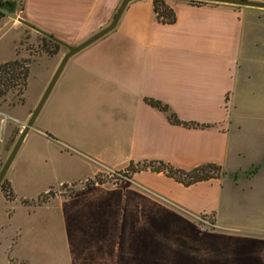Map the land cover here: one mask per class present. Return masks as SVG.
Wrapping results in <instances>:
<instances>
[{
  "label": "crops",
  "instance_id": "0c3cea01",
  "mask_svg": "<svg viewBox=\"0 0 264 264\" xmlns=\"http://www.w3.org/2000/svg\"><path fill=\"white\" fill-rule=\"evenodd\" d=\"M0 1L45 32L77 40L112 20L121 2ZM152 2H130L113 31L67 61L5 175L13 198L24 181L82 184L107 169L125 170L142 160L182 169L216 163L225 176L188 187L163 173L141 171L118 184L96 183L67 199H51L79 200L97 193L106 213L180 215L196 233H202L196 218L212 215L231 252L224 264H264V9L166 0L176 21L161 24ZM6 19L0 17V37L14 29L20 40L17 25H23ZM13 45L15 54L17 42ZM50 80L39 86L31 103L24 102L21 131ZM147 97L168 104L183 121L213 127L171 125L145 103ZM2 114L0 156L13 130L8 124L2 131ZM51 189H41L37 198ZM127 230L123 245L128 253L89 263L161 264L155 240L161 221ZM152 240L155 256L147 260L140 253Z\"/></svg>",
  "mask_w": 264,
  "mask_h": 264
},
{
  "label": "rangeland",
  "instance_id": "374dc122",
  "mask_svg": "<svg viewBox=\"0 0 264 264\" xmlns=\"http://www.w3.org/2000/svg\"><path fill=\"white\" fill-rule=\"evenodd\" d=\"M6 20H10L11 24H18L11 19ZM110 21L100 29L106 27ZM17 26H20L18 28L22 34L20 40L14 29L0 37V61L18 60L27 68L28 78L24 87L19 86L17 82L15 89L0 97V112L9 117L1 125L2 131L4 132L8 124L13 126L12 134L5 142L4 151L0 156V169L20 135V112L24 102L31 103L35 99L39 86L51 79L67 52L64 47L56 45L35 31L25 26ZM60 40L75 46L86 39ZM13 41L17 42L15 54ZM97 178L99 184H118L126 181L107 173L100 174ZM52 181H27L26 184L24 181V187L18 189L20 195L11 201L6 198L9 184L3 179L4 184H0V264H28L24 259H29L33 264H82L81 261L90 264V260L95 257H123L129 251V248L123 245V234L127 233L129 226L147 222L152 225L160 221L162 230H158V238L155 240L161 264H224L223 257L231 253L221 241L222 228L213 225L212 215L196 218L202 227V233H196L194 228L185 225V219L180 215L142 216L122 214L119 211L106 213L97 193L79 200H52L56 195L67 199L84 190L81 186L85 183L59 185ZM48 186L55 189L49 190L46 204L32 213L39 200L46 197L44 195L37 198L41 189ZM157 217L160 221H157ZM202 220L208 224L202 223ZM135 253L137 254L136 249ZM140 255H145L147 260L155 256L154 240L149 243L148 249L141 250Z\"/></svg>",
  "mask_w": 264,
  "mask_h": 264
},
{
  "label": "trees",
  "instance_id": "16d2710c",
  "mask_svg": "<svg viewBox=\"0 0 264 264\" xmlns=\"http://www.w3.org/2000/svg\"><path fill=\"white\" fill-rule=\"evenodd\" d=\"M188 1L194 5H204L208 3L197 0H188ZM0 5L3 7H8L13 11V8L9 3H2L0 1ZM152 8H153V13L155 15V19L158 23L173 24L176 21L175 13L168 6L166 0H153ZM0 17H5V16L0 13ZM27 78H28V70L18 60L13 59L11 61L1 63L0 64V97L6 95V93L9 90L15 89L18 86L17 82H19V86L24 87L26 85ZM144 101L150 107L162 113L171 125L180 126L184 128H192V129H207L213 127L212 124H201L193 121L181 120L177 116V114L169 107L168 104L160 100L147 97L144 98ZM141 171L163 173L165 176L172 178L176 182L181 183L186 187L201 181H207L214 178L219 179L225 176V172L223 171L222 167L216 163H206L191 169H182L168 162H164L162 160H142L135 163L134 162L130 163L129 166L125 169L124 175L129 179L134 173ZM96 183H99L97 177L92 180L86 181L84 184H82L81 187L83 189H86ZM1 184L3 185L4 182H2ZM44 195H46V197H43ZM47 195L49 196V191L46 194L40 196L41 198L43 197V199L39 200L38 203L39 204L45 203L46 200L49 198ZM6 198H8V200L11 201L14 199L10 187H9V192L6 193Z\"/></svg>",
  "mask_w": 264,
  "mask_h": 264
},
{
  "label": "water",
  "instance_id": "95a60500",
  "mask_svg": "<svg viewBox=\"0 0 264 264\" xmlns=\"http://www.w3.org/2000/svg\"><path fill=\"white\" fill-rule=\"evenodd\" d=\"M132 1H135V0H121L112 20L110 21V23L106 27L100 29L99 31L94 33L92 36H90L89 38H87L86 40H84L83 42H81L80 44L75 45V46H71V45L63 42L62 40L58 39L54 35L45 32L44 30L40 29L39 27H37V26L33 25L32 23L26 21L25 19L21 18L15 12H13L10 8L3 7L0 5V13L3 14L5 17H7L13 21L18 22L19 24H22L23 26L35 31L36 33L40 34L41 36L55 42L56 44L64 47L67 50L66 54L63 56L58 67L56 68L51 80L49 81L44 93L42 94L38 104L36 105L35 109L31 113L29 119L27 120L22 131L20 132L18 139L16 140V142H15L14 146L12 147L9 155L7 156L4 164L2 165V167L0 169V184L2 183L3 179L5 178V175H6L9 167L11 166V164L15 158L17 151L19 150V148H20L25 136L27 135L28 131L32 128L39 112L41 111V109H42L45 101L47 100L49 94L51 93V91H52L56 81L58 80L63 68L65 67L67 61L72 56H74L75 54L79 53L83 49L87 48L88 46H90L94 42L98 41L99 39H101L102 37H104L105 35L110 33L111 31H113L114 28L116 27L122 13H123V11L125 10L126 6ZM197 1L264 9V2H256V1H251V0H197Z\"/></svg>",
  "mask_w": 264,
  "mask_h": 264
},
{
  "label": "built area",
  "instance_id": "2783aa9c",
  "mask_svg": "<svg viewBox=\"0 0 264 264\" xmlns=\"http://www.w3.org/2000/svg\"><path fill=\"white\" fill-rule=\"evenodd\" d=\"M8 118L9 117L7 115L2 114L1 124L3 125L7 121ZM124 173H125V170H121V171L107 170V174L109 176H113L121 180H128V178L124 175ZM201 222L206 225L208 224V222L204 220H202Z\"/></svg>",
  "mask_w": 264,
  "mask_h": 264
}]
</instances>
